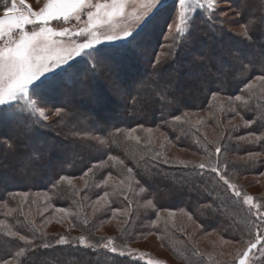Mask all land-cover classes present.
Masks as SVG:
<instances>
[{"label": "trees", "instance_id": "1", "mask_svg": "<svg viewBox=\"0 0 264 264\" xmlns=\"http://www.w3.org/2000/svg\"><path fill=\"white\" fill-rule=\"evenodd\" d=\"M256 1L227 0L239 13L258 21L261 14H258ZM215 14H211L213 20H203L204 26L213 30L223 25L230 34L234 33L225 25L226 19L219 20ZM239 17L244 25L246 20ZM261 35V31L255 33L260 39ZM203 36L212 41V31H204ZM196 38H192L193 43ZM138 39L140 42L142 38ZM238 40L239 37L235 41ZM175 47L173 54L169 52L159 64H156L155 53L144 65L139 63L135 52L116 57L117 48H109L114 51L113 54L109 51L110 55L115 57L110 62H115L122 81L127 86L141 87L139 92L143 99L131 93L123 108L103 89L98 92L104 101L96 106L90 104L91 94L84 103H78L71 90L63 92L62 97L77 102L82 108L87 106L90 112L102 118L104 123L96 122L99 132H95L102 135L103 144L91 143L82 135L69 139L70 134H77L75 128L61 130L57 143H70L75 151L70 154L69 164L60 168L53 163L49 165L51 162L45 155L35 154L41 157L40 166L21 170L16 167L12 154L6 150L1 152V157L7 159L0 162V202H8L11 209L6 216L0 214V264L4 261L14 264H145L103 248L75 245L80 238L94 245L112 240L114 245L124 246L155 236L170 256L187 264H230L227 257L233 251L227 253L231 247L246 248L249 230L255 233L254 218L248 207L226 190V186L215 179V174L205 170L201 179L191 174V166L201 162L213 166L219 163L242 194L250 195L246 188L256 183L253 179L264 183V82L256 79L264 73L259 68L254 74L249 72L244 76L227 72V79L219 81L217 77L222 71L218 69L228 67L227 64L219 59L204 58L188 69L191 72L207 69L201 82L203 87L195 88L193 95L178 100L166 92L164 82L152 79L158 75L165 77L173 63L192 61L189 47L179 50V42ZM212 50L213 47H209L205 56H211ZM181 75L178 80L173 78L174 81L181 83ZM98 79L94 76V81ZM144 80L146 84H142ZM236 96L241 99L236 100ZM58 107L72 115L75 111L63 105ZM85 120L87 129L93 130L91 119ZM129 133L139 137V141L128 139ZM6 137L11 145L13 142ZM47 141L43 139L44 143ZM218 146L219 154L216 153ZM170 149L180 151L184 158L180 160L179 155H170ZM52 154L58 157L55 152ZM22 155L25 154L15 151L16 157ZM185 163L189 165L187 169L183 167ZM24 171L29 174L25 179L22 178ZM59 177L66 179L54 186L53 180ZM17 181L20 185H15ZM242 181L249 182L242 184ZM141 188L145 190L142 192ZM21 195L32 200L43 195L46 199L37 208L38 214H42L39 216L35 209H26L28 203L23 208L18 207L15 203L24 199ZM208 196L212 199L208 200ZM253 197L264 205V189ZM207 203H213V208H206ZM42 218H51L50 223L62 228V233H57V237L50 235L45 231L48 225L39 226ZM105 229L111 232L106 234ZM13 232L17 233L15 237L11 235ZM21 235L33 239L34 243L28 245L20 241ZM59 237H66L68 243L58 244ZM214 237L232 246H215ZM44 243H50L51 247H42ZM17 252L24 254L17 256ZM235 252L230 256H235L233 259L238 258Z\"/></svg>", "mask_w": 264, "mask_h": 264}, {"label": "snow or ice", "instance_id": "2", "mask_svg": "<svg viewBox=\"0 0 264 264\" xmlns=\"http://www.w3.org/2000/svg\"><path fill=\"white\" fill-rule=\"evenodd\" d=\"M125 2L126 0H111L110 3H92V0H47L39 11H35L26 3V0H8L0 9L3 12L0 15V122H3L7 114L15 121L17 127L30 132V115L38 114L47 119L43 105L47 101L48 94L66 86L69 80L76 78L81 71V63H86L83 60L84 57H90L95 65L104 64L112 60L105 46L117 43L128 52H134L139 44L137 38L139 30L146 25L150 17L157 13H166L164 26L168 29L170 36L175 38V35H181L186 44L191 43L198 30V21L206 12L215 13L218 5V0H147L140 5L141 12L135 17L133 26L121 28L119 32L104 33L102 40L94 29H99L101 26L111 27L113 19L123 15ZM93 8L96 9L95 12L91 10ZM85 13L87 14L86 26L78 32L69 27H62L57 31L50 26L53 21L68 22L71 19L80 21ZM240 15L246 20L242 30L230 34L223 25L214 28L211 56L206 57L203 52L194 54V64L204 58L219 59L227 64L233 76L236 74L244 76L249 72L254 74L257 68L264 73V40L255 36L257 31L264 32V16L257 21L248 19L243 12ZM173 28L175 33L172 31ZM73 36L85 39L83 42L76 43L72 39ZM54 37H68V40L65 42L63 39L57 40ZM237 37H239L238 41L227 44L229 40L233 38L236 40ZM256 48L258 51L253 50ZM227 57L231 59L228 60ZM159 63L160 60L157 59L156 64ZM89 70L95 72L94 67ZM218 71L221 70L218 69ZM256 79L264 82V75L257 76ZM116 87L118 88L119 85ZM248 87L251 88L252 85L249 84ZM235 99L240 100L241 97L236 96ZM21 101L23 104L20 103ZM62 111V108L57 107L55 115L61 116ZM9 139L12 138L9 137ZM128 139L139 141V137L131 133L128 134ZM101 143L104 141L101 140ZM0 150H6L12 154L16 167L21 170L36 169L40 166L41 157L31 153L16 157L14 141L11 145L0 141ZM220 152L221 148L218 146L216 153ZM153 159L155 160L156 157ZM183 167L187 169L189 165L185 163ZM191 167V174L201 179L205 170L215 174V179L222 182L226 190L230 191L235 198H240L254 218L252 226L255 228V233L249 230L246 248L237 253L238 264H249L254 252L260 254L259 258H264V205L256 202L252 195L242 194V190L226 177L219 163L213 166L211 163L201 162ZM63 179L66 177L54 179V186ZM144 190L141 188L142 192ZM207 199L212 198L208 196ZM213 203H207L204 206L212 209ZM151 204L152 201L149 200V205ZM11 235L15 237L17 233L13 232ZM19 240L28 245L34 243L33 239H27L22 235L19 236ZM57 243L67 244L68 240L66 237H59ZM78 243L87 248L102 247L111 253L126 256L132 262L143 258L136 250L118 251L112 240L102 245H94L80 238ZM42 247L49 248L51 244L44 243ZM23 254V252L16 253L17 256ZM3 264L8 262L4 261ZM146 264H152V261L149 259Z\"/></svg>", "mask_w": 264, "mask_h": 264}, {"label": "rangeland", "instance_id": "3", "mask_svg": "<svg viewBox=\"0 0 264 264\" xmlns=\"http://www.w3.org/2000/svg\"><path fill=\"white\" fill-rule=\"evenodd\" d=\"M230 1V0H229ZM8 2V0H0V9ZM47 2V0H26V3H28L33 10L39 11L40 8L43 7V5ZM105 2H111V0H92V3H105ZM147 0H126L125 2V8L122 16H117L113 19L111 23V27L107 26H101L99 29H94L96 31L97 35H100V38L104 39V33L108 32H119L121 28L124 27H131L135 23V17L140 14L141 7L140 5L142 3H146ZM256 4L259 9L260 16H264V0H257ZM93 12L96 11L95 8L91 9ZM207 13V12H206ZM204 14V17L202 20L198 21V30L196 33V39L194 43H185L184 38L181 35H175V38L169 35L168 29L164 26V20L166 13H157L154 16L150 17L147 21L146 25L143 26L138 34L137 38L140 36L142 39L139 42L138 46L135 49V56L138 57L139 63L141 61V65H144L146 62L148 63L150 59L153 57H157L156 59H159L160 61H163L164 58H167L168 53H172L175 45L179 42V47L177 49L180 50V48L183 47H189L192 51L190 52L189 59H192V61L186 63L177 62L173 63L171 67V71H166L165 77H169V80H165V77L163 75H158L152 77V79L156 80L157 82H164V89L168 94H171V96L175 97L178 100H182L185 98V96H190L195 93V88H201L203 87V84L201 83L203 81V78L205 75H207L208 71L204 68H199L196 72L189 71V66L193 63L194 54L198 55L199 53L203 52L204 54L207 52L209 47H213L212 41L205 39V36H203L204 31H212V29H208L204 26V19H210L211 14L207 13ZM215 17H217L219 20L226 19L225 25L234 33L240 32L243 28V23L241 24L240 19V13L237 11L231 4L227 2V0H218L217 9L215 12ZM3 12L0 10V15H2ZM214 16V13H213ZM214 17V19H215ZM213 20V18L211 19ZM87 22V14H83L81 16L80 21H76L75 19H71L68 22L64 21H53L51 22L50 26L53 27L55 30H60L62 27H69L70 29L74 31H79L80 29L85 28ZM202 27V28H201ZM29 30H31V26H29ZM173 33H175V29L173 28ZM164 34V35H163ZM145 38V39H144ZM202 38H204V42L202 41ZM54 39L60 40L63 39L65 42H67L68 37L60 38V37H54ZM73 40H75L76 43L83 42L85 39L84 37L79 36H73ZM140 40V39H139ZM261 40H264V33L262 32ZM211 41V42H209ZM235 40H229L227 44L235 43ZM109 51H112L109 49L110 47H116L118 55L120 56L126 53H129L127 50L123 49L119 43L113 44L110 46H105ZM176 48V47H175ZM254 51H258V48L254 49ZM114 51H112L113 54ZM132 52V54L134 53ZM110 53V52H109ZM156 53V54H155ZM162 53V54H161ZM155 54V56H154ZM173 54V53H172ZM206 55V54H205ZM112 61L115 60V57L111 56ZM86 63H81V71L76 76L75 79L69 80L66 83V86H63L56 91L48 94L47 101L43 105L45 114L47 116V119L40 117L38 114H31L30 115V127L31 131L26 132L24 128L17 127L14 120L8 117L6 114L3 118V122H0V141H3L4 144L10 145L9 141L5 140V137L8 138L11 137V141L15 142V151L19 150L22 152V154H28L31 153L35 156L37 155H45V158L50 160V164H54V167L60 168L61 166L65 164H69V161L71 160V152L75 151V148L69 143L70 141L67 140L69 144H60L57 143L58 140H60V137L62 135L63 131L70 130L72 131L74 128L78 131L77 134L73 133L68 136L69 139H72L75 137H85L88 141H91V143L101 145L102 135H99V127H97L96 122H102V118H98V116H95L89 108L80 107L78 103H84L83 100L91 94V103L93 106H96L99 104V102L104 101L102 99V96L99 95L98 90H106L107 94L109 93L112 100H115L116 104L125 107L126 99H128L131 93H135L138 95L139 99H143L140 95L141 92L139 90V86H127L126 83H124L121 79V74L119 72H116L115 68V62H106L104 64L95 65L90 57H84L83 58ZM129 61V60H128ZM126 65H129V63H124ZM91 67L95 68V72H91L89 69ZM136 67H138L136 65ZM150 67V63L149 66ZM188 70L186 74L181 75L182 71ZM219 76L217 77L219 81H222V79L226 78V73H230V69L226 66H224L221 70ZM126 73V72H125ZM181 73V74H180ZM179 75L183 76L181 78V83H178ZM94 76H98V80L94 81ZM171 78V79H170ZM177 79L174 81V79ZM227 79V78H226ZM228 81V80H227ZM166 82V83H165ZM147 81H142V84H146ZM94 84V85H93ZM119 85L117 88L116 86ZM143 86V85H142ZM92 89V91H91ZM71 90L72 93H74L75 100L78 102L72 103L70 102L67 97H62L64 94V91ZM89 91V92H88ZM59 101L57 104L55 103L56 100ZM90 98V99H91ZM130 99V98H129ZM87 101V99L85 100ZM128 102V101H127ZM23 104V101L20 102ZM86 104V103H85ZM63 105L69 111H73V115L65 110L62 111L61 116L57 117L55 115V109L59 106ZM119 109V108H118ZM117 109V110H118ZM121 110V107H120ZM122 111V110H121ZM27 114V113H26ZM85 119H91V121L94 123V129L88 130L86 127L87 123ZM153 134L154 132H147ZM47 134V136H46ZM82 135V136H79ZM52 137V140L50 137ZM6 137V138H7ZM46 138L48 141L47 143L43 142V139ZM55 139V140H54ZM50 140L52 143H50ZM159 141H161V138H159ZM56 142V143H55ZM161 143V142H160ZM12 144V143H11ZM3 150H0V153ZM5 151V150H4ZM173 149H170V155H179L178 158H184L182 156L180 151H177ZM55 152L58 156L53 157L52 153ZM180 152V153H179ZM3 154H0V162L3 160H6L7 158L1 157ZM9 158V157H8ZM61 159V160H60ZM51 167V166H50ZM27 171H24L23 177H27L29 174H26ZM19 180V178H18ZM249 180V179H247ZM20 181V180H19ZM17 181L15 185H20V182ZM250 181V180H249ZM243 182L247 183L248 182ZM252 181V180H251ZM251 183L248 188H246L247 192L252 195H258L262 193L263 191V181L261 179H253V182ZM44 184L47 183V180L45 179ZM13 184V183H12ZM245 184V185H247ZM44 186V185H43ZM39 196V195H38ZM43 196V195H42ZM42 196L39 197V199H28L27 196L21 195V197H24V199L17 201L15 204L23 208L25 206V203H28L25 207L26 209H35L36 215L38 214V207L42 206V202L45 197ZM26 197V198H25ZM43 198V199H42ZM103 199V198H102ZM260 203V202H258ZM8 202H0V214L3 216H6L10 213V209L7 206ZM261 204V203H260ZM262 205V204H261ZM24 207V208H25ZM28 214V213H26ZM42 213L39 212V216ZM51 218H42L39 221V226L43 228V226L46 224L48 227L45 228L46 232H49L50 235L57 237V233H62V228L57 227L56 225L50 223ZM71 234H76L75 231H70ZM106 234L110 233L111 231L106 229L104 230ZM215 246H221L220 244H225L227 246H232L231 243L222 241L220 238L214 237ZM78 246L80 245L78 242L75 244ZM119 250H136L141 256L143 257L139 261L146 264L147 260H151L152 264H187L176 261L172 256H170L159 244L157 238L155 236H146L143 240H140L138 242H133L126 244L124 246L122 245H115ZM102 248V247H101ZM95 249V248H93ZM245 248H239L238 246L231 247L230 251L227 254H237L239 250H243ZM108 251V250H107ZM110 252V251H109ZM118 254V253H116ZM232 254H230L227 257V260H231L230 264H238V258L233 259L230 257ZM126 257V256H124ZM259 253H253L252 259L249 261V264H264V258H259ZM8 264H14L13 261H7ZM3 264V263H2Z\"/></svg>", "mask_w": 264, "mask_h": 264}]
</instances>
